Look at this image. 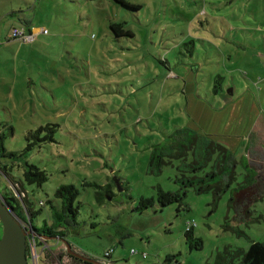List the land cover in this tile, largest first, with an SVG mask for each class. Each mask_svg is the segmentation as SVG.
I'll list each match as a JSON object with an SVG mask.
<instances>
[{
	"label": "rangeland",
	"instance_id": "1",
	"mask_svg": "<svg viewBox=\"0 0 264 264\" xmlns=\"http://www.w3.org/2000/svg\"><path fill=\"white\" fill-rule=\"evenodd\" d=\"M122 1L141 9L135 12L116 0H0V13L8 8L16 12L0 22L4 147L21 153L29 131L58 126L55 143L35 145L26 156L7 160H14L12 175L17 179L24 163L48 177L40 188L24 183L39 212L34 224L40 227L50 213L49 202L57 203L55 191L72 184L80 192L75 204L78 225L65 241L71 251L100 262L217 264L216 256L224 249L246 251L250 241L264 242V122H259L264 121V54L258 58L248 48L251 42L257 47L262 37L257 25L264 19V0ZM110 23H123L133 37L116 39ZM26 28L36 34L32 42L13 38L14 29ZM226 31L235 42L226 41ZM240 38L244 41L238 47ZM168 65L176 75H166ZM233 66L255 76V83L230 74L228 67ZM214 73L224 75L225 93L234 80L241 82L234 87L231 105L212 93ZM173 82L183 92L167 89ZM164 105H174L169 114L181 117L172 125L185 121L186 127L219 138L229 149L232 143L234 154L245 153L258 170L256 183L238 193H232L233 184L216 206L211 195L188 190L186 208L155 203L142 213L133 211L140 197L155 198L156 186L178 189L173 168L153 175L148 167L151 149L169 126L157 116ZM256 121L261 127L253 132ZM4 126H12L13 136ZM0 176L1 193L4 186L12 191L7 178ZM114 180L122 189L116 188L113 202L99 206L96 189L89 185ZM188 225L202 240L200 250L190 251L186 245ZM41 243L35 246L37 264H45L47 250L50 264L58 256L61 264H77L61 242ZM131 249L137 253L132 255ZM167 256L176 258L166 263Z\"/></svg>",
	"mask_w": 264,
	"mask_h": 264
},
{
	"label": "trees",
	"instance_id": "2",
	"mask_svg": "<svg viewBox=\"0 0 264 264\" xmlns=\"http://www.w3.org/2000/svg\"><path fill=\"white\" fill-rule=\"evenodd\" d=\"M116 1L123 7L134 10L135 12L141 9L139 5H130L122 0ZM15 13L16 12H11V15H15ZM109 29L116 39L122 36L133 37V33L129 29L125 30L123 23H110ZM245 30L246 29H244V31ZM25 32L31 33L29 28H26ZM234 34L236 33L234 32ZM226 41L235 42V39H233L229 31H226ZM237 41L243 42L242 38L236 40V42ZM226 58H230V55L227 54ZM158 63L164 64L161 60H158ZM175 66H177V63ZM228 69L230 70V74L239 73L241 78L238 77V79L244 78L247 82L248 79H251L250 76H247L248 74L236 70L235 66H233V68L228 67ZM173 70L175 69H171L168 65L166 75L170 76V73H174L172 72ZM198 71V69L195 70V76ZM174 74L176 75V73ZM223 76L224 75L220 73H214V75L211 76L214 84L212 93L220 97L222 102L226 103L231 100V95L228 90L230 89L234 94L235 85L241 84V82L234 80L235 83L232 89L226 87L229 89H227L225 93L223 91ZM171 79L175 81L178 77L174 76ZM252 79L251 83H255V78L252 77ZM177 82L169 84L167 89L173 92L177 90L183 92L182 87ZM247 90H249V86ZM174 105L162 106L157 115L166 119L169 126L161 132L162 136L160 135L161 138L159 142L151 149L148 167L149 172L153 175L160 173L164 167L173 168V181L178 189L176 191H164L160 186H156L155 198L140 197L138 206L133 209V211L142 213L148 208L153 207L155 203H157L160 208H165L172 204H178L179 207L186 208L184 199L188 190H192L197 195H211L212 204L216 206L220 197L226 193L233 184H235V187L232 189V193H238L256 183L258 170L252 166L251 161L245 153L236 155L232 152L231 149H234L232 143H230L229 147L231 149H229L226 145L216 140L219 138L215 137V140H213L207 138V136L201 134L199 131L193 130V128L186 127L185 121L179 125H172L175 118L181 119L180 116L173 118L172 115L169 114V109ZM153 116L156 117L155 113H153ZM191 122L193 123L192 119ZM5 128L9 131L10 137L13 136L12 126ZM57 129L58 126L55 124H47L38 127L34 131H29L25 137L26 146L21 153H13L6 150L4 142L7 139V135L3 131H0V175L5 176L12 186V191L4 186V193L0 191V196L12 210V213L19 219L22 226L27 227L32 234L35 233L34 242H36V246H41V242H43L44 239L56 240L59 238L65 240L68 234L74 232L78 225V207L75 204L80 192L72 184L61 185L54 193V198L57 203L54 204L49 202L50 213L43 218L40 227H37L34 221L38 218L39 212L33 208L28 198L27 191L24 188V183L40 188L47 182L48 177L45 171L39 169L35 165L24 163L22 167V177L17 179L12 175V169L14 167L12 163L15 159L26 156L35 145L55 143L54 135ZM12 158L14 160L9 164L7 160ZM239 173L241 175V181L237 182ZM89 186L96 189L94 197L95 202L99 206H102L106 202H113L116 195V188L119 190L122 189L118 180H114L113 184H105L104 186H98L96 184ZM15 195L18 198H16ZM233 201L234 198L230 200L231 203H233ZM39 205L43 206L44 204L40 202ZM192 230L193 227L191 225H188L185 230L184 239L186 245H188L190 251L193 249L200 250L202 240L195 237ZM47 252L48 250L43 258L46 257V261H44L45 264H50V262H52L50 261L52 254ZM110 255V253L105 254V258L110 259ZM26 257L28 264H31L27 246ZM70 258L71 257H69V259ZM175 258L176 256H167L165 261L167 263ZM71 260L77 264H89L75 258H71ZM216 262L217 264H264V242L250 241V245L246 251L240 249H235L233 251L224 249L221 254L218 253L216 256ZM55 264H61L60 256L55 259Z\"/></svg>",
	"mask_w": 264,
	"mask_h": 264
},
{
	"label": "water",
	"instance_id": "3",
	"mask_svg": "<svg viewBox=\"0 0 264 264\" xmlns=\"http://www.w3.org/2000/svg\"><path fill=\"white\" fill-rule=\"evenodd\" d=\"M229 94L232 95L230 89ZM0 264H28L26 257V241L30 230L22 226L19 219L12 213L7 203L0 196ZM67 248L69 244L63 241ZM72 254V253H71ZM87 262L96 263L90 259L72 254Z\"/></svg>",
	"mask_w": 264,
	"mask_h": 264
},
{
	"label": "crops",
	"instance_id": "4",
	"mask_svg": "<svg viewBox=\"0 0 264 264\" xmlns=\"http://www.w3.org/2000/svg\"><path fill=\"white\" fill-rule=\"evenodd\" d=\"M11 12H13L12 10H10L9 8L8 9H6V11H3L2 13H0V22H1V20H3V17L4 16H13V15H11ZM248 24H252V23H248ZM257 27H258V32L262 35V37H261V39L258 41V46L256 47V46H254V45H251L253 42H251L250 44H249V49L250 50H254V52L258 55V58L262 55V54H264V19H263V21L262 22H260V23H258V25H257ZM35 31H38L37 29H35ZM245 38V40L247 39V37H244ZM244 41V40H243ZM240 43L241 42H239V41H237V45H238V47H239V45H240ZM264 56V55H263ZM262 63H264V62H262ZM262 63L260 62L259 63V67L260 68H263V65H262ZM255 71H257V70H255ZM246 74H248L247 76H250L249 75V73L248 72H246ZM257 74V73H256ZM255 75V74H254ZM252 77H254L255 78V80L254 81H256L257 79H256V77L255 76H250V78L251 79H248V82L250 81H252L253 79H252ZM248 85V84H247ZM248 87V86H247ZM232 95H233V93H232ZM232 100L233 99H231L228 103V105H231L232 104ZM246 100H248V99H246ZM259 122H264V121H259ZM261 123L259 124L257 121L256 122H253V126H252V130H253V132H255V129L257 128V127H261Z\"/></svg>",
	"mask_w": 264,
	"mask_h": 264
},
{
	"label": "built area",
	"instance_id": "5",
	"mask_svg": "<svg viewBox=\"0 0 264 264\" xmlns=\"http://www.w3.org/2000/svg\"><path fill=\"white\" fill-rule=\"evenodd\" d=\"M42 33H46V30H42ZM36 33V32H35ZM36 34H32V33H28L26 34V32L24 30L19 31L17 29L13 30V38L17 39L20 43H29L32 42L35 38ZM34 237L33 234H30L27 238L26 241V246L28 248L29 251V256H30V261L31 264H37L38 262V256L36 257V251H35V242H34ZM130 253L132 255L136 254L137 252L134 249H131ZM108 254V253H106ZM145 255H142V258L145 259Z\"/></svg>",
	"mask_w": 264,
	"mask_h": 264
},
{
	"label": "flooded vegetation",
	"instance_id": "6",
	"mask_svg": "<svg viewBox=\"0 0 264 264\" xmlns=\"http://www.w3.org/2000/svg\"><path fill=\"white\" fill-rule=\"evenodd\" d=\"M0 231H1V229H0ZM32 234V233H31ZM30 235V234H29ZM33 236H35V233H33ZM28 238V237H27ZM58 242H61L62 244H64V242L63 241H65V240H61V239H59V238H57L56 239ZM65 245V244H64ZM66 246V245H65ZM70 245H69V248H67L66 247V249H67V256H68V258L69 257H71V258H75V259H78V260H80V261H83V262H86V263H89V264H94V263H91V262H87V261H85V260H82V259H80V258H77L76 256H74V255H72V254H76V255H78V256H81V257H83V258H86V259H90V260H92V261H94V262H96V263H99V264H115L114 262H100V261H97V260H94V259H92V258H90L89 256L87 257V256H84V255H81V254H77L76 252H73V251H71L70 250ZM73 248V247H72ZM72 253V254H71ZM106 254V253H105Z\"/></svg>",
	"mask_w": 264,
	"mask_h": 264
}]
</instances>
